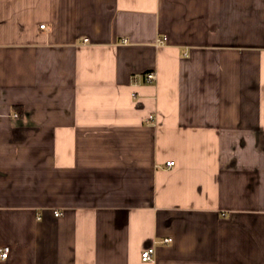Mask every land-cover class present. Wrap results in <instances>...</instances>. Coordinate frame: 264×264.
<instances>
[{"label":"crops","instance_id":"1","mask_svg":"<svg viewBox=\"0 0 264 264\" xmlns=\"http://www.w3.org/2000/svg\"><path fill=\"white\" fill-rule=\"evenodd\" d=\"M3 246L264 264V0H0Z\"/></svg>","mask_w":264,"mask_h":264},{"label":"built area","instance_id":"2","mask_svg":"<svg viewBox=\"0 0 264 264\" xmlns=\"http://www.w3.org/2000/svg\"><path fill=\"white\" fill-rule=\"evenodd\" d=\"M45 25H41V27H44ZM166 39V37H164ZM144 77L147 81H154L157 78L156 72L155 71H148L144 74ZM15 116H18V113H15ZM172 164V161H170L169 165ZM56 215H59L60 212L56 211ZM172 238L168 237L164 239V242L168 243L171 242ZM10 252V247L9 246H3L0 247V258L5 259L8 257ZM154 254H155V249L154 247H148L142 251V259L145 261H151L154 259Z\"/></svg>","mask_w":264,"mask_h":264}]
</instances>
